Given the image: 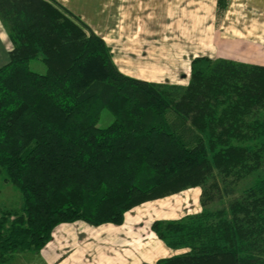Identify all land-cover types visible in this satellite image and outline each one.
<instances>
[{
  "label": "trees",
  "instance_id": "16d2710c",
  "mask_svg": "<svg viewBox=\"0 0 264 264\" xmlns=\"http://www.w3.org/2000/svg\"><path fill=\"white\" fill-rule=\"evenodd\" d=\"M0 19L13 45L0 65V176L22 197L0 206V263L38 253L57 224H119L134 206L200 186V212L152 222L186 249L156 264H264V175L233 195L264 169V65L197 56L186 85L147 81L120 71L57 0H0ZM103 109L113 119L99 127ZM219 182L230 199L211 206L205 186Z\"/></svg>",
  "mask_w": 264,
  "mask_h": 264
},
{
  "label": "rangeland",
  "instance_id": "374dc122",
  "mask_svg": "<svg viewBox=\"0 0 264 264\" xmlns=\"http://www.w3.org/2000/svg\"><path fill=\"white\" fill-rule=\"evenodd\" d=\"M57 1L67 7L73 14L79 16L95 33L102 36L105 42L110 45L115 62L124 72L147 77L151 81L164 77L166 80L163 83L181 85H186L190 80L191 62L190 65H186L185 73L176 72V62L182 64L185 61L187 64L188 58L197 57L193 55L199 53V50L209 54L211 20L214 19L220 24L224 15V11H219L218 8L215 13L213 12L211 0H196L195 3H193V0ZM200 6L201 8L198 10ZM194 14L197 19L194 18ZM0 24L1 27L5 28L1 19ZM5 30L7 31L6 28ZM31 67L35 70H42L43 68L39 69V67H44V64L40 60H32ZM185 79L187 80L185 81ZM112 119L113 115L111 112L103 109L97 126L104 127ZM263 175L264 169L262 167L250 172L249 175L235 182L233 195H240L256 178ZM205 190L207 193L210 192L213 197V200H208L211 206L218 205L221 196L222 202H227L230 199L229 196H225L221 182H219V189L205 186ZM197 192H199V196ZM202 192V187L191 186L147 202L151 205L150 207H154L153 201L158 200V206H161L164 201L167 204L173 203L177 205V208L182 200L188 203V201H195L199 197L201 198ZM218 194L220 196L217 198ZM195 195L198 197L196 196L195 198ZM199 199L198 205L194 208L190 207L187 211L193 212L200 209L201 199L200 204ZM21 203V194L12 185L4 182L0 176V204L15 207ZM149 208L147 212L150 211ZM146 215L148 217L150 214ZM153 217L156 218L154 215ZM161 241L167 245L164 240L161 239ZM167 246L170 247L169 245ZM25 254L27 256L30 255L29 252H25Z\"/></svg>",
  "mask_w": 264,
  "mask_h": 264
},
{
  "label": "crops",
  "instance_id": "0c3cea01",
  "mask_svg": "<svg viewBox=\"0 0 264 264\" xmlns=\"http://www.w3.org/2000/svg\"><path fill=\"white\" fill-rule=\"evenodd\" d=\"M195 2L196 0H193V3ZM210 2L215 13L217 0ZM200 8L201 6L198 10ZM194 18L197 19L195 14ZM210 35L209 54L199 50V53L193 56L207 55L213 59L222 57L264 65V0H228L221 23L211 20ZM12 46L7 31L1 27L0 65L8 61ZM191 60L192 57H189L187 64L185 61L182 64L175 61L176 72L185 73L186 65H190ZM115 64L124 74L151 81L147 77L124 72L116 62ZM154 80L164 82L166 78ZM197 194L199 196V192ZM198 199L188 201L191 202L189 204L182 200L177 208V205L164 201L158 206V200H154L152 204L155 206L150 207L146 201L126 211L123 221L119 224L108 222L93 225L81 220L60 223L53 228L49 241L38 253L29 252L30 255L27 256L25 252H20L11 261L0 264H156L159 258L179 254L186 249L168 247L152 230V222L199 212L200 199V209L187 211L190 207L198 205ZM148 213L150 217H147ZM153 215L156 218H152Z\"/></svg>",
  "mask_w": 264,
  "mask_h": 264
}]
</instances>
